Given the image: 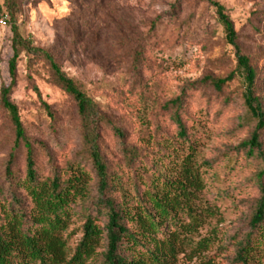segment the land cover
<instances>
[{
	"label": "rangeland",
	"instance_id": "1",
	"mask_svg": "<svg viewBox=\"0 0 264 264\" xmlns=\"http://www.w3.org/2000/svg\"><path fill=\"white\" fill-rule=\"evenodd\" d=\"M214 1L233 22L241 51L254 58L259 70L258 96L264 105V0ZM4 3L0 0V12L5 13ZM18 25L24 38L49 52L126 130L129 144L144 152V164L156 175L170 176L171 168L194 152L205 184L201 205L213 215L188 241L177 264H264V240L255 239L247 257L239 253L260 198L257 175L263 162L241 149L253 131L242 101L244 79L237 75L223 94L210 86L192 88L206 77L225 78L237 68V51L210 3L21 0ZM12 39L8 22L0 27V98L2 88L12 83ZM184 92L190 143L177 137L176 125L165 109ZM11 100L28 137L40 148L43 165L48 166L50 158L59 168L76 162L82 150L76 104L53 83L46 62L22 54ZM104 132V155L133 195L134 172L126 168L118 141L109 130ZM13 144L8 113L0 106V188ZM17 168L23 173V153ZM83 205H75L65 234L70 256L83 236ZM200 242L206 247L198 246Z\"/></svg>",
	"mask_w": 264,
	"mask_h": 264
},
{
	"label": "trees",
	"instance_id": "2",
	"mask_svg": "<svg viewBox=\"0 0 264 264\" xmlns=\"http://www.w3.org/2000/svg\"><path fill=\"white\" fill-rule=\"evenodd\" d=\"M206 1L216 9L228 41L237 51V68L225 78L206 77L192 88L210 86L223 94L237 75L244 79L242 101L253 131L241 149L263 161L257 175L260 198L239 252L244 258L255 239L264 240V105L258 96L259 70L254 58L237 44L235 26L225 8L214 0ZM4 9L13 33L14 55L9 63L12 83L2 88L0 106L8 113L14 144L0 188V264H177L188 241L213 215L210 208L201 205L205 184L194 152L171 168L170 176L156 175L144 164V152L129 144L126 130L63 71L49 52L23 37L18 25L21 0H5ZM23 53L46 62L53 83L76 104L82 150L76 162L62 168L54 165L53 158L48 166L42 164L40 148L28 137L19 109L11 100ZM35 91L41 98L38 88ZM185 95L171 100L165 109L176 125L177 137L190 143ZM105 130L118 141L126 168L134 172L132 180L127 177L134 185L133 195L125 190L124 179L111 169L104 155ZM20 153L25 156L23 173L17 168ZM78 202L84 204L85 223L83 236L70 256L65 234ZM203 243L198 246L206 247ZM101 248L104 251L100 252Z\"/></svg>",
	"mask_w": 264,
	"mask_h": 264
},
{
	"label": "built area",
	"instance_id": "3",
	"mask_svg": "<svg viewBox=\"0 0 264 264\" xmlns=\"http://www.w3.org/2000/svg\"><path fill=\"white\" fill-rule=\"evenodd\" d=\"M8 23V16L4 12H0V27L6 26Z\"/></svg>",
	"mask_w": 264,
	"mask_h": 264
}]
</instances>
